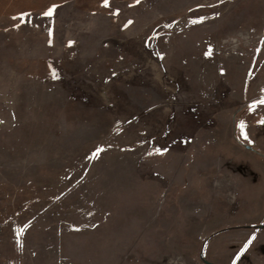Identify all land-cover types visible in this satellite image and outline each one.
<instances>
[{"label": "rangeland", "instance_id": "obj_1", "mask_svg": "<svg viewBox=\"0 0 264 264\" xmlns=\"http://www.w3.org/2000/svg\"><path fill=\"white\" fill-rule=\"evenodd\" d=\"M261 100L264 0H0V264H264Z\"/></svg>", "mask_w": 264, "mask_h": 264}, {"label": "snow or ice", "instance_id": "obj_2", "mask_svg": "<svg viewBox=\"0 0 264 264\" xmlns=\"http://www.w3.org/2000/svg\"><path fill=\"white\" fill-rule=\"evenodd\" d=\"M103 2H104V4H105V6L108 5V0H103ZM55 7H56V6L53 5L52 8H49V10H48V12L46 13V15H51V14H52V9L55 8ZM129 23H131V22H129ZM260 103L264 104V100H261Z\"/></svg>", "mask_w": 264, "mask_h": 264}]
</instances>
